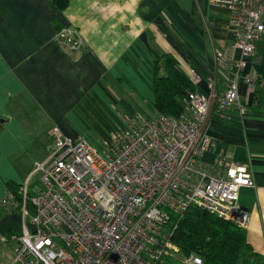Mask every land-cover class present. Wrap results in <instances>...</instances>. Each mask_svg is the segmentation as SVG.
<instances>
[{"label": "crops", "instance_id": "1", "mask_svg": "<svg viewBox=\"0 0 264 264\" xmlns=\"http://www.w3.org/2000/svg\"><path fill=\"white\" fill-rule=\"evenodd\" d=\"M66 24L82 37L80 49L56 38ZM231 29L229 9L212 0H68L64 9L50 0H0V197L25 183L31 192L41 186L34 167L49 157L55 125L67 137L91 140L88 121L108 136L124 112L154 113L157 57L171 56L186 76L194 68L199 89L222 93L220 51L230 62L243 58L254 82L252 90L238 82L244 113L212 103L206 134L249 167L254 185L239 190V204L250 215L247 240L264 256V32L255 54L243 57ZM6 216L0 209V232L16 230Z\"/></svg>", "mask_w": 264, "mask_h": 264}, {"label": "built area", "instance_id": "2", "mask_svg": "<svg viewBox=\"0 0 264 264\" xmlns=\"http://www.w3.org/2000/svg\"><path fill=\"white\" fill-rule=\"evenodd\" d=\"M212 2L229 9L232 43L252 57L264 32V0ZM55 36L72 50L83 46L71 25ZM216 63L224 91L199 89L200 75L192 68L194 90L181 97L177 115L123 113L98 145L67 137L55 125L50 155L34 167L41 186L30 192L25 183L18 194L0 197V209H19L23 216L20 232H0V247L12 250L0 264H204L172 240L191 204L245 229L250 215L239 204V190L254 180L248 165L218 149L206 121L214 101L218 110L233 106L244 113L238 82L252 90L254 80L243 58L230 62L217 51Z\"/></svg>", "mask_w": 264, "mask_h": 264}, {"label": "trees", "instance_id": "3", "mask_svg": "<svg viewBox=\"0 0 264 264\" xmlns=\"http://www.w3.org/2000/svg\"><path fill=\"white\" fill-rule=\"evenodd\" d=\"M50 3L54 8L64 9L68 0H50ZM190 90L194 87L174 58L165 55L154 60V112L179 114L178 98L184 97ZM172 240L182 254L195 252L202 257L204 264H264V256L254 251L244 228L194 204L178 221Z\"/></svg>", "mask_w": 264, "mask_h": 264}, {"label": "rangeland", "instance_id": "4", "mask_svg": "<svg viewBox=\"0 0 264 264\" xmlns=\"http://www.w3.org/2000/svg\"><path fill=\"white\" fill-rule=\"evenodd\" d=\"M144 108L147 112H151V107L150 104H147L146 102H144ZM125 113V112H124ZM99 126L105 131V133L108 132V130H106L105 126L102 123H98ZM86 126V135L89 136L91 138V142L95 145L99 144V140L101 138H105L107 137L106 134H102L100 129L96 126L93 125V123H90V121H88L87 123H85ZM119 125H117L118 127ZM116 127V128H117ZM96 139V140H94ZM31 192V191H30ZM18 199H22V196H18ZM27 208L30 210V212L32 211V206L30 205L29 202H27ZM11 213V214H10ZM4 214V213H3ZM8 214V213H7ZM2 221L7 222L8 224H10L11 226L15 227L13 230L11 229V231H6V232H19L21 231V228L23 226V216H22V212L18 209V210H14L9 212V216H6ZM28 227L30 229L33 228L32 224H28ZM11 255H12V250L10 248L9 245L4 246L3 248L0 247V258H2L3 260L9 261V259H11Z\"/></svg>", "mask_w": 264, "mask_h": 264}]
</instances>
